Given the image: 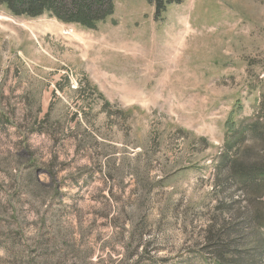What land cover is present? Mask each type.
I'll use <instances>...</instances> for the list:
<instances>
[{
  "label": "rangeland",
  "instance_id": "obj_1",
  "mask_svg": "<svg viewBox=\"0 0 264 264\" xmlns=\"http://www.w3.org/2000/svg\"><path fill=\"white\" fill-rule=\"evenodd\" d=\"M153 3L0 9V264H264V195L213 175L264 95V0Z\"/></svg>",
  "mask_w": 264,
  "mask_h": 264
},
{
  "label": "trees",
  "instance_id": "obj_2",
  "mask_svg": "<svg viewBox=\"0 0 264 264\" xmlns=\"http://www.w3.org/2000/svg\"><path fill=\"white\" fill-rule=\"evenodd\" d=\"M116 0H0V9L16 17H55L62 23L89 29L113 15ZM183 0H154L155 17L159 20L166 7ZM214 160L213 175L217 183L230 184L239 193L262 197L264 189V95L254 112L231 126ZM222 179V180H221ZM264 227V221L260 223ZM216 254L221 264H243L242 259L227 261Z\"/></svg>",
  "mask_w": 264,
  "mask_h": 264
}]
</instances>
